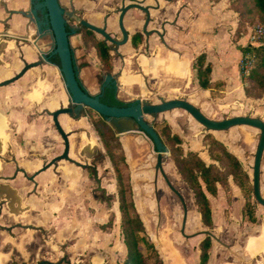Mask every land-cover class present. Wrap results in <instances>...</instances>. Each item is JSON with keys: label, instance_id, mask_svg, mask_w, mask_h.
Masks as SVG:
<instances>
[{"label": "crops", "instance_id": "crops-1", "mask_svg": "<svg viewBox=\"0 0 264 264\" xmlns=\"http://www.w3.org/2000/svg\"><path fill=\"white\" fill-rule=\"evenodd\" d=\"M221 2L158 0L153 10L149 0H143L151 16L153 11L158 12L160 34L156 36L160 42L146 55L136 53L128 41L120 49L122 60L113 57L119 96L120 93L130 94L131 88L136 86L140 94L123 99H148L143 97L150 93L158 99L183 98L214 119L221 118L212 110L207 111L209 100L221 102L225 110L232 108L233 103H241L244 90L239 78L238 61L242 56L239 46L246 45L248 34L242 36L240 31L236 32L238 19L233 18V10ZM82 5L92 6L87 1ZM31 7L32 0H0V264L12 261L13 250L21 256L27 254L25 245L35 239L38 231L82 230L85 217L89 223L97 219L89 217V206H100L89 189L90 170L87 169L99 147L94 138L95 130L83 115H58L68 137L69 159L50 163L63 151V140L50 113L68 105V93L58 82V66L44 59V52L50 49L49 36L40 35L33 19L25 15ZM167 9L171 11L167 13ZM90 16L100 21V16ZM141 20L142 14L136 10L125 15L124 24L130 34L140 31ZM181 27L188 32L184 33ZM150 30H147L149 34ZM233 36L235 42L231 40ZM200 54H204L211 66V83L222 82L218 90L214 85L207 89L198 85L192 64ZM36 61L40 64L17 77L26 64ZM172 82L174 85L170 84ZM215 90L222 96L211 98ZM228 99H231L229 104ZM172 110L161 114L168 118ZM78 136L82 140L73 151L72 145ZM96 175L93 179L98 182ZM213 239L207 264L217 263V259L211 260ZM238 240L243 241L242 246L237 242L224 245L226 250L220 256L222 264H264V226L259 234H248L244 239L241 235ZM226 252L233 255V259L226 260ZM171 253L176 255V250ZM257 255L262 257L258 259Z\"/></svg>", "mask_w": 264, "mask_h": 264}, {"label": "rangeland", "instance_id": "rangeland-1", "mask_svg": "<svg viewBox=\"0 0 264 264\" xmlns=\"http://www.w3.org/2000/svg\"><path fill=\"white\" fill-rule=\"evenodd\" d=\"M62 1L67 4V0ZM92 1V10L100 12L105 11L103 4L109 2V0ZM213 1L217 2V0ZM221 3L227 5V9H229L231 0H222ZM149 4L154 7L155 4H158V0H149ZM79 7H76V9ZM86 9L81 8L80 10L85 12ZM168 9L167 13L171 11ZM157 13L156 11L151 13L150 20L154 21L148 23L147 30H150L152 26H159L160 21L156 17ZM233 13H235L233 14L235 17L233 15L232 17L237 20L236 12L233 11ZM261 23L256 17L242 22L240 27L242 36L248 34L253 26L262 25ZM180 29L184 33L188 32L186 28L181 27ZM150 36L151 38L144 39L142 45L135 50L136 53L148 55L154 51L156 43L160 42V39L155 34ZM69 40L73 48L76 65L80 70V77L84 82L95 84L89 85L90 91L95 93L97 87L95 75H97L96 71L99 65L94 52L92 49L82 47L76 35H71ZM231 40L235 42L234 36L231 37ZM247 43L246 45H248ZM57 75L58 82L65 89L62 76L59 72ZM239 78L244 90V96L240 99L242 102L233 103L232 108L225 110L220 106L221 102L209 100L207 111L212 110L218 118H224L227 116L226 113L236 112L238 115L260 117L264 121V90L250 86L246 89L245 76L241 75L240 70ZM174 83L170 84L174 85ZM219 86L214 87L218 90ZM217 90L212 91L211 98L222 96L216 92ZM130 91V94L120 93L121 98H135L140 94L136 86L132 87ZM143 98H148L146 100L152 103L159 102L157 96L151 93ZM226 102L231 103V99ZM161 113L147 115L145 119L155 127L162 136L161 138L164 139L163 136H167L165 129L168 134H176L180 138L179 144L164 143L167 147V153L163 157L162 167L169 182L181 194L186 205L184 235L197 233L204 229L210 231L215 238L213 239L214 250L211 260L217 259L216 264H222L223 261H220V256L226 250L224 246L226 243L237 242L239 246H242L243 241L238 240V236L242 235L244 239L248 234L257 235L260 233L261 228L264 226V206L257 203L253 194L246 196L241 190L236 179L232 176L234 172L232 162L223 155L220 145L237 159L239 166L248 175L252 184V165L259 130L249 126H234L222 131L206 130L182 109L172 110L171 116L168 118L162 116ZM83 116L89 122L85 111ZM89 125L93 128L90 122ZM94 138L99 148L91 164L96 169V177L99 181L93 179L94 173L92 170L89 171L88 179L91 183L89 189L96 195V200L100 203V206H98L99 208L89 206L88 213L89 217L94 216L97 219L89 223L85 217L82 230L49 228L36 232L35 239L25 245L27 254L24 253L21 256L16 250H13L12 261L8 264H37L41 260L50 261L51 264H120L124 260L126 250L123 243L117 178L101 140L98 139L97 134ZM115 138L116 143H113V145L117 147V150L120 149L119 152L116 150V159L119 161V157L123 156L124 165L122 169L127 177L132 213L140 218L144 228L143 234L154 244L156 253L159 254L164 264H179V259L182 262L186 261L187 264H198V244L206 235L198 233L186 237L180 233L182 205L160 173L155 174L156 153L152 143L140 132L116 134ZM75 139L72 145L73 151L79 147V140H82L79 136ZM194 154L205 165L212 167V175L216 178L214 183L215 194L207 193L208 200L211 201L212 225L210 227L200 223L193 191L185 181L181 170L182 164L180 165V163L184 159L191 160V156ZM81 160L85 163L88 162L86 158H81ZM117 163L122 164V162ZM200 183L202 188L205 189L202 181ZM260 191L264 196V150L260 163ZM245 200H248L254 206V222L248 221L242 215V206ZM5 249L7 250L8 247ZM174 249L176 255H171ZM177 255L178 257H176ZM224 255L227 257L226 260L233 259V255L229 252ZM261 257L262 255H257L256 258ZM21 258H25V260L22 261Z\"/></svg>", "mask_w": 264, "mask_h": 264}, {"label": "trees", "instance_id": "trees-1", "mask_svg": "<svg viewBox=\"0 0 264 264\" xmlns=\"http://www.w3.org/2000/svg\"><path fill=\"white\" fill-rule=\"evenodd\" d=\"M230 8L236 12L238 16L236 32L240 31L242 22L251 19L252 17H256L260 22H262L261 24L264 25V0H231ZM78 30V32L81 33L84 45L88 48L95 49V55L100 62L101 69L105 72H111L113 69L111 63L112 55L110 54L105 41L96 38L92 31L83 26H80ZM141 42L142 33H133L131 36L132 46L137 47L141 44ZM239 49L242 55L249 54L253 56L252 67L244 78L246 89L250 86L255 89L264 90V44L258 46L248 44L245 46H239ZM49 60L59 66V59L56 54L49 57ZM192 67L195 70V76L197 78L198 85L201 88L207 89L211 88L213 85L216 86L222 84V82L214 84L211 83V66L205 61L204 54H200L196 58ZM104 103L113 106H127L130 102L121 101L113 97L110 101ZM84 109L85 115L92 124L98 139L101 140V143L110 158L113 171L115 172L117 178L122 235L126 250L125 258L120 264H164L159 254L156 253L154 244L143 234L144 228L140 218L132 213V203L129 198L130 191L127 185V177L125 171L122 169V166L124 165L122 160L124 159L123 156L119 157V161L116 159V153L117 151L119 152L120 149L117 150V147L113 145V143H116V134L114 130L99 113L89 107H84ZM153 128L155 129L154 126ZM155 131L157 132L156 129ZM165 132L167 134V136H163L165 140L161 138L162 136L157 132L163 143H180L178 135H170L167 133L166 129ZM220 148L222 149L223 155L232 162V166L234 167L232 176L236 179L241 190L246 196L253 194V186L250 183V179L239 166L237 159L231 153L226 151L223 146L220 145ZM117 162H122V164ZM180 165L185 181L193 191L194 201L198 207L199 221L201 224L210 227L212 225V213L207 193L211 195L215 194L214 183L216 178L212 175L213 169L210 165H205L204 162L195 154L191 156V160L184 159ZM200 181L204 184L205 189L202 188ZM253 210V204L248 200H245L242 206V215L250 222L255 221ZM198 247L199 264H207L211 248L210 235L204 236L199 241Z\"/></svg>", "mask_w": 264, "mask_h": 264}, {"label": "water", "instance_id": "water-1", "mask_svg": "<svg viewBox=\"0 0 264 264\" xmlns=\"http://www.w3.org/2000/svg\"><path fill=\"white\" fill-rule=\"evenodd\" d=\"M129 8H138L145 13V21L142 28L145 34H149V32L146 31V26L150 20L149 9L148 7H143L137 4L128 5L121 10L118 19V25L122 33L121 40L113 39L109 36L104 28L95 26L85 21L84 19L80 20V23L88 29L102 35L105 40H108L115 45H121L127 40V31L123 26L122 19L124 12ZM40 9L46 10V13L44 15L46 18L45 21L40 20L39 16L37 15V11ZM63 13V9L59 5L58 0H41L38 3L32 2L30 11L25 13L28 18L33 19L40 35L49 36V39L51 41L50 49L44 52V59L50 62V55L56 54L58 56V68L61 76L63 77L65 89L68 93V103L70 104H68L67 106L59 107L50 113L53 124L63 140L62 153L53 158L50 163L54 162L55 160L69 159L68 137L58 121V115L62 113L68 114L72 117H79L82 114L83 108L89 107L99 113L118 135H122L128 132L142 133L152 143L153 149L156 153L154 165L155 174L157 172L160 173L167 186L171 189V191H173V193H175V195L180 200L183 209V219L180 233L184 235V226L187 214L186 205L181 194L169 182L162 167V160L167 153V147L161 141L153 126L149 124L145 119L147 115L157 114L172 109H182L187 112L195 121L201 124L206 130L222 131L234 126H249L259 130V138L255 149L252 165V186L254 199L257 201V203L264 206V196L260 191V163L264 150L263 119L251 115H232L230 117H224L221 119L210 118L204 115L198 107L183 98H160L159 102L157 103H150L146 99H135L131 101L127 106H113L102 102L99 98V95H90L85 90H83L77 80V73L73 64L68 41L69 32L65 27L66 21ZM45 24H48V29L43 31L42 26ZM38 64H40V61L26 64L21 72L17 75V77L20 76L26 69ZM109 78L110 77L108 76L106 80H109ZM7 82L8 81H5V83ZM198 233L203 235H210L212 238H214L212 233L206 229L184 236H193L197 235ZM37 264H51V262L47 260H41Z\"/></svg>", "mask_w": 264, "mask_h": 264}, {"label": "flooded vegetation", "instance_id": "flooded-vegetation-1", "mask_svg": "<svg viewBox=\"0 0 264 264\" xmlns=\"http://www.w3.org/2000/svg\"><path fill=\"white\" fill-rule=\"evenodd\" d=\"M40 1L41 0H32L33 3H38ZM83 1L90 2L91 4L93 2L92 0H67V4H66V3H63L62 0H58L59 5L61 6V8L63 9V12H64L63 16H64L65 21H66L65 22L66 30L69 32L68 41H69L71 56H72V59H73V64L75 66L76 73H77V80H78L80 86L83 88V90H85L90 95H99V98H100L101 101L103 100L104 102H107V101H110L113 97H115L116 99H119L121 101L131 102V101H133L135 99L125 100V99L121 98V96H119L118 83H117L118 73H117V71L114 70L112 59H113V57H117L121 61L123 57H122V53L120 52V49L122 47H124V45H126L128 43V41L130 42L131 47L136 50L142 45L144 39L148 38V36H150L151 34H155V35L160 34L159 33V28L158 27H152L151 30H150L151 33L150 34H145L144 31H143V28H142L143 24H144V21H145V13L142 10L138 9V8H129V9H127L124 12L123 19H122L123 26H124L125 30L127 31V40H126L125 43H123L121 45H115V44L109 42L108 40H105L102 37V35H100L99 33L95 32V31H92V30L88 29L87 27L81 25L80 20L84 19L85 21H87V22H89V23H91V24H93L95 26L104 28L105 31L109 34L110 37H112L113 39H116V40H121L122 39V33H121L119 25H118V19H119V15L121 13L122 8H124V7L128 6V5H131V4H137V5L146 7V6H144L142 4L143 0H109V2H106L105 4H103V6L105 8L104 12H100L98 10H92L93 4H92L91 7H85L84 5H82ZM78 6H80V7L78 9H76V7H78ZM81 8H87V9L84 12L83 10H80ZM130 10H136V11H138V12H140L142 14L140 31H136V32L142 33V42L137 47H133L132 46V44H131V36H132V34H130L128 32V30L126 29L125 24H124L125 15ZM45 13H46L45 9H40V10L37 11V15L39 16L40 20H42V21L46 20V18L44 16ZM90 15H98V16H100V21L96 22L95 20H93L91 18ZM80 26H83L86 29L92 31L95 34L96 38L104 40L105 43L107 44L108 48H109L110 54L112 55L111 63H112L113 69L111 70V72H105V71H103L101 69L100 62H99V60L97 59V57L95 55V49L94 48H89V49L93 50L94 55H95V57L97 59L98 65H99L98 66V70L96 71L97 75H95L96 86H97L95 93H92L90 91V88H89V85H93L94 83L92 84V83L84 82L82 77H80V70H79L78 66L76 65V61H75L74 53H73V48H72V46L70 44V40H69L71 35H76L78 37L79 41L81 42L82 47L88 48L83 43V40H82V37H81V33L78 32L79 31L78 29H79ZM146 28H147V26H146ZM42 29H43V31L47 30L48 29V24L43 25ZM146 31H147V29H146ZM158 38H159V36H158ZM53 55H55V54H53ZM53 55H50L49 57H51ZM108 76L110 78H109V80H106V78ZM84 111H85V109L83 108L81 115H83ZM56 161L57 160H55L52 163H55ZM87 169L92 170L93 173L96 175L97 172H96L94 166L88 165ZM182 219H183V209H182ZM185 222H186V219H185ZM181 224H182V221H181Z\"/></svg>", "mask_w": 264, "mask_h": 264}, {"label": "built area", "instance_id": "built-area-1", "mask_svg": "<svg viewBox=\"0 0 264 264\" xmlns=\"http://www.w3.org/2000/svg\"><path fill=\"white\" fill-rule=\"evenodd\" d=\"M249 45L258 46L264 44V25L257 24L253 26L248 33ZM253 56L249 54L242 55L239 59V70L241 75L246 76L252 67Z\"/></svg>", "mask_w": 264, "mask_h": 264}]
</instances>
